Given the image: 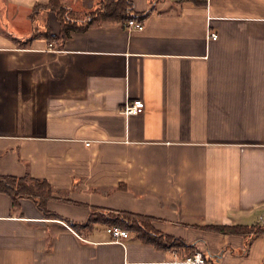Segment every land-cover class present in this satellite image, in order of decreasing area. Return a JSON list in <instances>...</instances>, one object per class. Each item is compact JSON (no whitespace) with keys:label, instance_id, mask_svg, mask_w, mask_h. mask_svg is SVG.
<instances>
[{"label":"crops","instance_id":"crops-1","mask_svg":"<svg viewBox=\"0 0 264 264\" xmlns=\"http://www.w3.org/2000/svg\"><path fill=\"white\" fill-rule=\"evenodd\" d=\"M131 1L140 29L92 21L49 40L54 12L31 16L47 0H0V176L45 180L46 209L73 221L131 212L206 264H264V0ZM12 202L0 191V264H185L131 229L79 232Z\"/></svg>","mask_w":264,"mask_h":264},{"label":"trees","instance_id":"trees-1","mask_svg":"<svg viewBox=\"0 0 264 264\" xmlns=\"http://www.w3.org/2000/svg\"><path fill=\"white\" fill-rule=\"evenodd\" d=\"M54 11L56 17L60 22L59 35H54L47 29L45 35L47 39L53 40L61 36L65 38L68 36L69 30H84L92 21L102 22H120L123 23L128 19L142 21L148 10L137 12L133 8L131 0H99L91 9H83V18H72L74 9L64 4L61 0H47L42 4H37L33 7L31 16L39 10ZM0 191L7 192L11 195L13 205L17 197L25 196L31 197L42 211L45 217L58 218L64 220L75 231H89L95 223H104L106 225H117L126 229H131L135 235L143 242L153 244L161 248H176L178 255L184 256L193 250V245L186 244L182 239L177 237H170L160 232L148 229L140 215L131 212L123 211H108L101 209L91 210L88 219L85 222H77L71 219L62 217L55 212L49 211L45 207V202L41 201L42 198L47 196L51 187L45 180L32 178L28 176H0ZM219 230H242V226H221L214 225ZM247 231H257L259 227H245Z\"/></svg>","mask_w":264,"mask_h":264},{"label":"built area","instance_id":"built-area-1","mask_svg":"<svg viewBox=\"0 0 264 264\" xmlns=\"http://www.w3.org/2000/svg\"><path fill=\"white\" fill-rule=\"evenodd\" d=\"M125 28L131 29H140L143 27L142 21H137L134 19H128L124 22ZM217 33L215 31H208V36L211 38H216ZM144 102L142 99L126 100L122 106V111L125 114L129 113H139L142 111ZM88 144V142H86ZM107 232H109L113 239L121 240L120 238L127 237L129 235V230L117 225H108L106 227ZM175 255H178V250L176 248L171 249ZM177 260L185 264H206L203 252L197 248H194L190 253L179 256Z\"/></svg>","mask_w":264,"mask_h":264},{"label":"rangeland","instance_id":"rangeland-1","mask_svg":"<svg viewBox=\"0 0 264 264\" xmlns=\"http://www.w3.org/2000/svg\"><path fill=\"white\" fill-rule=\"evenodd\" d=\"M62 1V0H61ZM99 0H97V2H98ZM63 2V1H62ZM64 3V2H63ZM66 3V2H65ZM64 3V4H65ZM66 5H67V3H66ZM72 8V7H71ZM73 9V8H72ZM49 11H51V10H49ZM52 12H54V11H52ZM84 11L82 10V9H80V10H74V14H72V18H79V19H81V18H83V15H82V13H83ZM55 14V13H54Z\"/></svg>","mask_w":264,"mask_h":264}]
</instances>
